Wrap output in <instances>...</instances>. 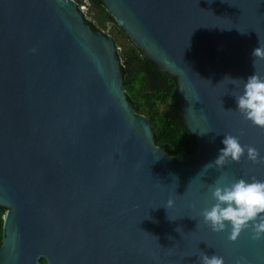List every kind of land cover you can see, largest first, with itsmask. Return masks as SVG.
<instances>
[{"label":"water","instance_id":"obj_1","mask_svg":"<svg viewBox=\"0 0 264 264\" xmlns=\"http://www.w3.org/2000/svg\"><path fill=\"white\" fill-rule=\"evenodd\" d=\"M160 71L175 76L193 154L155 144L124 88L115 38L74 0H0V264H264V241L204 222L221 175L264 180V163L213 162L225 135L264 157V129L233 92L257 71L264 0H100ZM222 82V83H221ZM231 110V111H228ZM169 201L171 205L169 206Z\"/></svg>","mask_w":264,"mask_h":264},{"label":"clouds","instance_id":"obj_2","mask_svg":"<svg viewBox=\"0 0 264 264\" xmlns=\"http://www.w3.org/2000/svg\"><path fill=\"white\" fill-rule=\"evenodd\" d=\"M252 56L256 68L257 61L264 60V43L253 50ZM222 82H243V91L232 93L236 98L237 111L253 126L264 129V75L255 71L246 81L226 77ZM222 144L224 147L220 149L218 157L205 166V171L213 165L217 169H223L229 162L239 163L245 154L253 163H264L260 151L254 146L242 144L239 136L227 134ZM224 175L209 185V192L215 203L202 209L204 222L213 232H229L228 240L231 242H236L245 230L251 232L254 241H264V180L241 177L225 181ZM171 203L169 201V206ZM198 262L225 264V259L217 254L210 256L201 251ZM235 264H248V260L246 257H238Z\"/></svg>","mask_w":264,"mask_h":264},{"label":"trees","instance_id":"obj_3","mask_svg":"<svg viewBox=\"0 0 264 264\" xmlns=\"http://www.w3.org/2000/svg\"><path fill=\"white\" fill-rule=\"evenodd\" d=\"M87 1L90 5V13L93 15V20L86 17L87 23L95 30L102 31L107 22L112 21V28L117 29L129 42L125 47H121L122 51L119 52L124 88L136 112L145 115L151 122L155 144L171 156H178L181 152L193 154L196 146L194 137L184 127L177 108L175 76L160 71L157 65L144 55L112 19L100 0ZM115 41L119 44V40L115 39ZM5 212L6 208L0 207V245ZM42 263L47 264V261L43 259Z\"/></svg>","mask_w":264,"mask_h":264},{"label":"rangeland","instance_id":"obj_4","mask_svg":"<svg viewBox=\"0 0 264 264\" xmlns=\"http://www.w3.org/2000/svg\"><path fill=\"white\" fill-rule=\"evenodd\" d=\"M78 1L79 0H77L76 2ZM87 17L89 20H93V15H91L90 10L87 14ZM112 26H113L112 21L107 22L106 27L102 28L103 29L102 31L106 32L107 34L113 36L115 39L119 40V44H117V46H119L120 48L119 52H121L122 51L121 47H125L129 42L126 41L127 39H125L124 36L119 34V31H117V29H113ZM122 43H124V45H122Z\"/></svg>","mask_w":264,"mask_h":264},{"label":"built area","instance_id":"obj_5","mask_svg":"<svg viewBox=\"0 0 264 264\" xmlns=\"http://www.w3.org/2000/svg\"><path fill=\"white\" fill-rule=\"evenodd\" d=\"M89 2L87 0H81L80 3H79V10L84 13L85 17H87V14L89 12ZM120 50V48H119Z\"/></svg>","mask_w":264,"mask_h":264}]
</instances>
